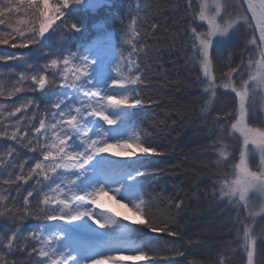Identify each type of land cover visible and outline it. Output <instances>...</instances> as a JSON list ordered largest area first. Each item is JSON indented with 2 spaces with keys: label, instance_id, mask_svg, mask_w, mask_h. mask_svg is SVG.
Here are the masks:
<instances>
[{
  "label": "snow or ice",
  "instance_id": "6c2138e0",
  "mask_svg": "<svg viewBox=\"0 0 264 264\" xmlns=\"http://www.w3.org/2000/svg\"><path fill=\"white\" fill-rule=\"evenodd\" d=\"M111 7L110 0H0V45L27 49L0 52V97L31 93L10 111L0 104L9 121H0V219L10 225L0 227V264H19L10 259L17 255L22 264H156L162 251L185 257L158 238L179 233L145 189L144 161L163 152L135 119L155 103L141 91V57L159 25L149 20L150 0H136L127 19L117 17V36L101 20L88 42L75 14ZM185 9V52L215 137L212 193L237 214V248L219 253L216 264H231L237 250L257 264L264 256V228L256 230L264 222V0H185ZM242 29L240 63L224 62L227 71L217 75L214 56ZM53 36L62 42L51 43ZM228 94L233 110L217 112ZM29 219L42 223L25 236Z\"/></svg>",
  "mask_w": 264,
  "mask_h": 264
},
{
  "label": "trees",
  "instance_id": "16d2710c",
  "mask_svg": "<svg viewBox=\"0 0 264 264\" xmlns=\"http://www.w3.org/2000/svg\"><path fill=\"white\" fill-rule=\"evenodd\" d=\"M119 1L121 4L122 0ZM150 2L149 20L157 23L159 28L155 33V37L150 41L147 55L141 57L142 66H146V85L162 91L163 94H160L162 101L159 102L161 108L165 101H168V97L170 98L171 105L169 106L171 107L163 106V110L171 112L173 109L172 104L179 103L182 98L186 100L187 105L181 106L183 103H179L178 111L181 115L179 120L182 121L181 127L184 132L182 134L180 132L182 139L179 144L175 145L174 149H180L183 159L196 162L193 166L196 168H194V174H191L190 181L186 185L187 195L184 197L183 193L182 198L179 196L182 201V211L188 210V212L185 214L181 211V214L177 217L176 229L174 230L179 233V236L175 238L177 242L175 247L184 251L185 257L175 256L169 262H163L162 264H189V262L216 264L219 253L225 251L229 246L237 248L232 234L235 228L233 221L237 214L226 202L222 203L212 193V178H214L212 173L219 170L214 167L216 157L209 154L212 151L209 145L215 137L212 136V125L209 123L211 117L202 118L201 105L203 98L196 83L199 73L193 65L188 63L187 56L190 53L185 52L188 44V37L185 33L189 27L185 0H150ZM112 10H117L121 17L127 14L124 17L127 19L129 12H134V7L130 8L122 5V7L115 6ZM75 15L77 19L83 20L88 26L87 41L95 37L97 29L92 24L93 21H96L94 18L95 13L79 12ZM117 20V16H112L110 20H106L107 30H113L115 34L117 32L116 35H118L121 28L120 23L116 22ZM2 27L0 26V29ZM198 30L204 29L198 28ZM244 31L242 29L227 45V51L221 48L220 56H214L217 75L221 71H227L222 67L224 62L230 60L233 67L240 63L241 56L245 52L244 42L247 40ZM7 49H10V47L0 45V52L6 53ZM5 86L9 87V84ZM158 89L157 92H159ZM182 93L183 96H181ZM24 95L27 97L31 93H19L11 99L0 97V104H4L7 110L10 111L11 105L21 100ZM234 106L235 100L231 94L220 95L216 110L220 113L230 112ZM19 116L18 113L17 117ZM0 121L7 123L6 112L0 114ZM159 139L163 142L161 137ZM163 145L164 148L167 146L165 143ZM24 194L26 193L22 188L20 196H16V201L19 202ZM188 222L192 223L189 227L185 226ZM41 223L39 220L29 219L26 222L24 233L27 234V231L39 226ZM0 227L7 228L10 225L0 219ZM258 228L259 226L256 230ZM164 237L167 238V235L158 234L159 239ZM170 238L173 239L174 237ZM232 255L231 264H246V257L242 251L237 250ZM10 259L22 264L26 258L17 255ZM257 264H264V256L257 257Z\"/></svg>",
  "mask_w": 264,
  "mask_h": 264
},
{
  "label": "rangeland",
  "instance_id": "374dc122",
  "mask_svg": "<svg viewBox=\"0 0 264 264\" xmlns=\"http://www.w3.org/2000/svg\"><path fill=\"white\" fill-rule=\"evenodd\" d=\"M110 2L112 4L111 8H101L95 12L96 16L94 15V18L96 21L92 22L93 25L101 20H110L112 16L121 17L117 10H112V8L115 6L122 7V5H124L125 7H134L135 9L136 0H122L121 4L119 0H110ZM126 15L127 14H125L123 17ZM116 22H119V20ZM115 26L118 27L116 24ZM109 32H111L114 37L117 36V32L116 34L113 30H110ZM95 38L96 37L89 39L88 42ZM60 42H62L60 36L59 38L58 36H53L51 38V43L53 44ZM22 52H27V49L10 47V49L6 50V53L9 55L20 54ZM10 86L11 84L9 83V87ZM157 89L151 88L149 85L142 87V94L148 100L155 101V103H146L137 109L135 119L138 125L147 130V132L150 134L151 141L154 142L163 152V155L152 156L144 161L148 166L149 172L148 175L143 178V183L145 185L146 191L152 193L154 197H158L155 211L162 220H168L171 223L172 230L174 231L176 229L177 217L182 211V204L178 209L175 207V204L181 202L180 197L182 198L183 193L184 197H186V185L190 181L191 174H194V170L196 168L193 166H195L196 162L183 159L180 149H174L175 145L180 143V140L182 139L181 134L184 132L182 131L183 128L181 127L182 121L179 120V116H181L180 112L178 111L180 107L179 103H183L181 106L185 104L187 105L186 100L182 98L179 103L172 104L173 109L175 108L176 110L172 109L171 112H169V110H163V106L171 107L169 106L171 105V100L168 97V101H165L161 108L159 104V102L161 103L162 101L160 99V94L163 93L159 89V92H157ZM181 96H183V93ZM25 98V95L22 96V99L16 102L15 105L23 102ZM7 123H9V121H7ZM159 135L163 142L167 145L165 148L164 145L162 146L164 143L160 141ZM186 212H188V210L184 211L183 213L186 214ZM191 224V222H188V224L185 226L189 227ZM262 228H264V222L260 223L257 231L259 232ZM24 235L26 236L27 234L24 233ZM160 241L165 243L166 247L169 249L175 247L177 244L175 238L172 239L169 236H167V238H161ZM173 257H175V255L170 254L167 251H162L160 257L156 261V264H162L163 262L167 263Z\"/></svg>",
  "mask_w": 264,
  "mask_h": 264
}]
</instances>
